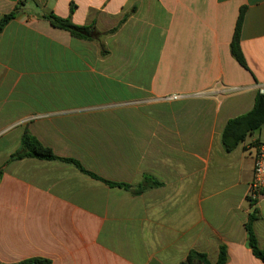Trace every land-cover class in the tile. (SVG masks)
<instances>
[{"label":"crops","instance_id":"0c3cea01","mask_svg":"<svg viewBox=\"0 0 264 264\" xmlns=\"http://www.w3.org/2000/svg\"><path fill=\"white\" fill-rule=\"evenodd\" d=\"M0 263L264 264L248 200L264 126L225 150L264 90V0H0ZM241 9L238 63L231 42ZM94 27L85 41L43 16ZM116 32H111L116 29ZM177 97V98H175ZM29 132L61 159L9 161Z\"/></svg>","mask_w":264,"mask_h":264},{"label":"trees","instance_id":"16d2710c","mask_svg":"<svg viewBox=\"0 0 264 264\" xmlns=\"http://www.w3.org/2000/svg\"><path fill=\"white\" fill-rule=\"evenodd\" d=\"M24 1H20L14 11L10 14L5 15L0 19V33L4 30L6 25L13 20L17 14L23 9ZM244 9H241L240 15L237 20L235 32L231 42V52L238 63L244 67H247V62L241 49L240 33L243 23ZM47 19L54 27L68 31L72 37L85 40L93 41L99 39L101 36L94 27H81L72 24L69 19H63L54 15L43 16ZM117 28L111 32H116ZM264 126V94L258 93L255 98V103L250 112L235 119L230 120L223 132L222 142L226 151H233L240 143H242L248 135L254 133ZM26 158H36L41 160H60L66 163L74 164L81 172L98 179L109 186H117L124 188L125 190L131 191L133 194H140L145 189L151 187H158L161 185L160 182L154 181L150 178H145L146 184L137 189H132L127 184H115L104 181L97 176L87 172L78 162L70 159H61L57 157L51 148L44 146L38 139L32 136L29 132H25L21 141V149L17 153L11 156L10 162L14 160H22ZM3 170L0 169V177L2 176ZM252 205V203H251ZM253 206V205H252ZM257 219L256 213H252L246 224V231L248 236V247L252 250V253L256 258L264 263V248H260L258 240L254 232V222ZM38 260H29L17 264H34L38 263ZM227 262V251L224 246L220 247L219 258L216 264H226ZM1 264V263H0ZM48 264V263H46ZM180 264H212L208 258V255L198 251H191L187 258Z\"/></svg>","mask_w":264,"mask_h":264},{"label":"built area","instance_id":"2783aa9c","mask_svg":"<svg viewBox=\"0 0 264 264\" xmlns=\"http://www.w3.org/2000/svg\"><path fill=\"white\" fill-rule=\"evenodd\" d=\"M260 93L264 94V90ZM177 98V97H175ZM264 198V139L259 144L254 164V177L250 185L248 200L255 206Z\"/></svg>","mask_w":264,"mask_h":264}]
</instances>
